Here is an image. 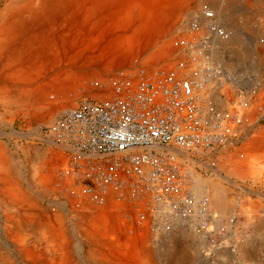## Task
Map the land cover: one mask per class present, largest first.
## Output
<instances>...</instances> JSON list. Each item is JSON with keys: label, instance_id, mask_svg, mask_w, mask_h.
Instances as JSON below:
<instances>
[{"label": "bare ground", "instance_id": "6f19581e", "mask_svg": "<svg viewBox=\"0 0 264 264\" xmlns=\"http://www.w3.org/2000/svg\"><path fill=\"white\" fill-rule=\"evenodd\" d=\"M185 40L193 43L197 49L187 51L181 46ZM202 40L208 42V53L199 48ZM184 55H186L184 60L188 63L187 69L185 72H177V80L193 76L196 69L208 68V77L206 76L208 80L199 90V95L208 99L207 101L214 107V115H221L230 109L232 101L238 103L237 112L240 113L242 120L241 130L244 131L246 127L252 129L264 118L263 111L259 114L257 109L258 112L252 111L251 108L252 98L259 99L264 96V0H0V80L8 78L19 80V83L14 84L19 88L14 94L16 98L23 100L12 101L5 99L6 97L2 99L3 107L13 113L20 111L26 113L28 102L39 105L41 111L50 109L60 98L65 101L72 100L76 90L84 88V85L87 87L93 80L98 83L112 82L115 85L122 76H137L144 70L149 73L154 66L166 61L173 64V68L169 70L175 71L179 64L176 62L182 56L184 58ZM189 55L195 56L196 61L189 63ZM174 64L177 65L174 67ZM167 70L157 69L135 80L153 77L154 74ZM246 88L249 94L247 97L244 96ZM1 95H10V92L3 90L0 91ZM28 96L31 98L24 101ZM222 96L225 97V101L221 100ZM32 97H36V101H33ZM96 98L103 103L109 102L108 95L103 93ZM91 102L102 103L93 100ZM74 109L67 108L59 112L48 126L49 134L45 138L41 135L34 138L43 144L58 148L71 158L74 150L68 141L59 144L53 133L58 119L67 111ZM205 109L208 111L207 104ZM231 129L236 137L240 129L236 125ZM2 136L5 134L1 132L0 137ZM8 136L26 137L12 132ZM256 144H263L262 136L251 143ZM164 151L170 153L176 161H180L179 166L196 164L208 170L218 168L210 159V154L203 151L194 155L179 150ZM18 152L14 156L6 146L0 145V208L12 205L20 206L21 210V206L39 209L40 203L31 200V196L24 192L22 187L27 180L25 182L23 180L25 164L16 157ZM49 155L50 152L47 151V162L43 167L46 171L52 172L53 163L57 161L60 179L54 177L53 172L43 175L42 165H38L33 168V174L30 176V182L34 187L31 190L34 194H40L48 189L56 178L60 180L59 185L63 187V191H67L72 188L68 177L74 175L75 182L83 180L87 184L80 190L82 195L88 196V199L92 198L91 194L96 192V188L91 185V179L88 180L84 176L88 158L77 163V166L69 160L66 166L64 159L61 157L58 159L54 154L51 156L52 162L49 163L51 158H48ZM197 155H202L203 161L206 160L207 163L192 158ZM98 163L99 161L96 162ZM191 168L187 173L192 181L187 180L186 190L193 197L194 213L189 224L191 225L195 219L199 223V228L195 230L197 234L204 232V236L197 243L194 240L192 242L194 257L200 254L202 264H222L223 261H231L230 258L238 253L241 255L240 259L249 260L247 241L240 243L237 252H235L237 247L231 249L225 242L217 249L206 245L207 235L216 237L224 228L237 237V229L230 226L229 219L236 203L232 201L230 193L204 182ZM182 171L186 174L184 168ZM214 177L219 178L217 174ZM49 189L51 192V188ZM87 190H90V195L87 194ZM219 192L225 202L218 201L221 198ZM112 195L114 201L122 203L125 200L123 195L109 189L107 196L99 195L100 200L98 194H95L97 203L92 200L90 202L97 207L102 205L105 207ZM195 195L206 197V202ZM223 203H226V206L221 210L222 207L219 205ZM87 206L86 208H89ZM150 206H155V203L152 202ZM142 208V212L146 211L144 206ZM110 210V219L107 221V216H102L105 212L100 214L102 219L99 221L103 222L95 225L97 228H94L95 231L86 228L83 239L97 244L108 242L109 246H114V250L110 247L112 249L108 254L114 256L88 258L84 263L155 264L151 258L150 247L144 244L140 236L138 237L135 227L130 228V222L128 225L121 222L119 213L125 211L124 206L120 203L114 204ZM217 212L220 216H215L218 215ZM0 213L7 223L0 227V264H76L74 257L71 258L68 245V241L74 235L65 228L66 226H62L63 218L60 213L59 215L53 213L48 224L43 223L46 220L42 211L27 213L20 210H0ZM68 214L72 216V212ZM135 218L136 215L133 216V224H136ZM158 219L162 220V217ZM110 220L116 223L115 227L110 226ZM224 220L229 221V224L224 226ZM259 237L264 239L260 235ZM91 252L88 251L90 254ZM211 254L213 258H210Z\"/></svg>", "mask_w": 264, "mask_h": 264}, {"label": "built area", "instance_id": "2783aa9c", "mask_svg": "<svg viewBox=\"0 0 264 264\" xmlns=\"http://www.w3.org/2000/svg\"><path fill=\"white\" fill-rule=\"evenodd\" d=\"M181 46L187 51L197 49L187 40ZM207 47L208 42L202 40L199 48L208 53ZM188 61L193 63L196 57L189 55ZM187 65L184 60L175 71L139 81L122 76L109 85L115 90L112 100L83 102L55 123V140L68 141L74 150L71 163L77 166L88 158L84 176L96 188L92 194L87 190L90 200L97 203L95 194L99 199L114 189L125 200L145 207L141 221L149 214V219L162 217L167 229L189 225L194 212L193 197L186 190L188 177L164 150L213 153L236 138L231 127L242 120L232 101L230 109L214 115V107L199 95L207 83L208 68L177 80V72H185ZM92 86L98 89L96 83Z\"/></svg>", "mask_w": 264, "mask_h": 264}, {"label": "rangeland", "instance_id": "374dc122", "mask_svg": "<svg viewBox=\"0 0 264 264\" xmlns=\"http://www.w3.org/2000/svg\"><path fill=\"white\" fill-rule=\"evenodd\" d=\"M259 16H261V15H259ZM182 57H181L180 60H178L176 62L177 64L180 61L184 60L185 57H186V55H184V58H182ZM163 63L154 66L153 69L150 72H154L157 69H164V70H167L168 69L169 70V69H172L173 68V66H172L173 64H171V63H169L167 61L166 62H163ZM177 64H174V67ZM123 71L126 72L125 69ZM147 73H146V70H144V72H140V74L137 75V76H129V75H126V76L129 77V78H132V79H137V78H140L141 76H144V75H148L149 74V73L148 74ZM18 81L19 80L11 79V78H8V79H5V80L4 79L3 80H0V82H4L7 85L8 84L14 85L16 83H19ZM93 83H96V86H97L98 89H95V87L92 86ZM106 83H102V82L101 83H98V82H96V80H93L92 84L88 85L87 87H85V85H84V88L82 87V88L78 89L79 91L76 90V92H75L76 94H75V96H74V98L72 100L65 101L64 99L60 98L59 100H57L54 103V106H52L50 109H44L43 111L40 110V106L39 105H36L33 102H28L27 103L28 105L26 104V107L28 106L27 112L29 110H31L32 108L33 109H38V112L37 113L39 115V117L37 119L36 118H34V119L32 118L30 120L29 119L28 120H26V119L16 120L14 118L5 117L6 115H10L11 116L14 113H13V111L10 112V111L6 110L3 107V105H2V101L3 100L2 99L6 97L5 99H9V100L14 101L16 99L15 98V94H14L15 91H13L12 88H8V86H4L3 88L0 87V91L5 90V91L10 92V95H1L0 96V99H1L0 100V133L2 132V133L5 134V136L0 137V145L6 146L7 149H9V152L11 154H13V153L16 154V152H18L17 151L18 148H20L18 154H21V157L19 158V160H20L21 163L25 164V168H24V173L25 174H24L23 180H24V182L27 180L22 185V187L24 189V192H26L27 194L31 193L30 190H29V187H30V184H31V182H30V173H28V172H30V169H29V163H30L29 160L30 159H29V155H28V152H27L28 151V148H30V145L39 146V147L42 148V151L48 150V152H51L52 154H54V156L56 155L58 157V159H59V157H61L62 159H64L66 166L69 164L68 162L71 161L70 160V157L67 156L66 154H64L58 148L52 147L50 145H47L46 143L43 144V143L39 142L37 139H35L34 137L41 135V137L45 138V136H47L49 134L48 133V128H49L48 126L54 121L55 117L59 114V112H62V110H64V109H67V108H70V109L71 108H73V109L74 108H77L78 106H80L85 101L91 102L93 100L94 102H102L103 103V101H100V100H98L96 98L100 93H103L105 95H108L109 98H108L107 101L112 100L113 97H114V88L113 87L111 88L109 85L111 84V86H112L113 84H112V82H106ZM99 88H102V90L99 89ZM18 89L19 88H16V91H18ZM244 91H247L246 94L244 95L245 97H247V95H249L248 94V89L246 88V89H244ZM29 98H31V96L30 97L29 96L26 97V99L24 98V101L25 100H28ZM32 98H33V101H36V97H32ZM50 99H51V96H50ZM252 101H253L252 102L253 104H252V107H251L252 108V111H254V110L256 111V109H257L259 112L258 111H256V112H258L259 114H261L262 111L264 113V96H262V98H259V99L252 98ZM237 104L238 103H234L236 109H237ZM20 113H23V112H20ZM263 119H260V120H263ZM15 121H17V122L14 125ZM19 123H21V124H19ZM14 126H15V128H14ZM236 127H238L240 129V130L237 131L239 133V135L244 134L247 131V129L249 128V127L248 128L246 127L244 129V131H243V130H241L242 124L240 125V127L238 125H236ZM11 132L12 133H16V134H22V135H24L26 137H23V138L13 137V138H11V137L8 136V135H11ZM238 133H237V136H236L237 139L240 138V136L238 135ZM30 137H33V138H30ZM22 150H23V152H22ZM24 150H26V151H24ZM192 158H194L197 161H201V162L203 161L202 155L192 156ZM205 161L206 160H204L203 162L205 163ZM55 162L57 163V161H55ZM56 163H53V165L55 167L52 168V169H54V171H52V172H53L54 177L56 176V177H58L60 179L61 173L58 172L59 165L56 167V165L58 164V163L57 164ZM177 163L179 164L180 161H177ZM219 165L220 164L217 165L218 168H215V170L217 172L220 171ZM182 168L185 169V172H186V175H187L189 181H192V180L188 176L187 171L189 170V168H191L193 170L194 174H196L198 177H200L204 182H206L208 184H211L213 186H218L219 189H223V190L227 191L228 193H232L228 189L224 188V185L222 183L224 181L221 180L220 178L214 177V174L213 173H212V175L210 177L205 178V177H203L199 173V171H197L198 169L200 171H205L204 169H208V168L203 167L201 165L197 166L196 164H194L193 166H191V164H187L186 167H184L182 165ZM41 172H42L43 175H45V174L47 175V174H51L52 173L50 171H46L45 170V167H42ZM58 178H56V180H58L59 182L55 180V188L60 183V180ZM68 178H69L68 180H70L69 184L71 183L70 185H71L72 188L69 189V190H67V191H63V189H62L63 187H61V189H62V195H64V196L61 197V193H58L59 194V198L56 199V200H58V205H56L55 207L51 208V206H50V204H51L50 200L56 198V197H54L56 194L54 193L53 188H52V186L54 184L53 185L51 184L49 186V188H51V190L53 191L54 196L51 194L49 188L40 193V195L41 194L44 195V193L47 192L46 195H47V198H48V199L47 198L44 199L43 202H41L42 205H43L42 206V209H44V210L56 209V210L60 211V215L63 218V225H62L63 227L67 226L65 224V223H67V220L65 218L66 217L65 214L63 213V209L66 208V207L70 209V205L66 202L67 199H68V197H72V195L73 196L79 195V196H81L80 197L81 199L79 200V202H80L82 200V197H83L82 192H80V190H83V188L85 186H87V184L83 180H81L79 182L80 184L78 182H75L74 175H71ZM70 178H72V179H70ZM253 179H254V175L248 174V175H246L245 179H243L242 181H244L243 183H245V182L248 181L247 182V184H248L249 181L251 182V181H253ZM65 180H67V179H65ZM28 184H29V187H28ZM73 187H74V189H73ZM246 188L251 191V189H250L249 186H247ZM30 189H31V187H30ZM203 195H205V194H203ZM113 197L114 196L112 195V199H113ZM196 197L198 199L204 200L206 202V199H205L206 197L204 198L201 195L196 196ZM219 197H221L220 198L221 200L218 199V201H221V203L223 201L225 202V199L223 198V195L221 193L219 194ZM207 200H208V198H207ZM111 202L108 201L106 203V209H109L110 206H111V204L112 205L119 204V203H120V205L121 204H124V203L117 202V201H114L112 203ZM8 206L5 207V208H0V210H17V211L20 210L21 212H24V210L26 211L28 209H31V212H33L35 210L36 211H42L40 209L41 206L39 207V209L38 208L29 207V206H27V208H28L27 209L25 206H21L22 207V210H21L20 206H12V205H8ZM91 206H94V208L92 207L93 210L97 207L94 204L91 205ZM219 206H222L221 209L223 210V208H225V206H226V203L220 204ZM10 207H12V208H10ZM15 208H18V209H15ZM73 208L74 207H72V210L71 211H72V215L74 216V215H76L77 212L75 210H73ZM124 208L127 209L126 206H124ZM142 209L143 208H141V210H139L137 212L136 218H135L136 219V224L135 225H132L131 228L133 229L135 227L134 230L138 234V237L140 236V238L143 240L144 244H147L148 247H150V250H151V252H150L151 258H152V261H154L155 264H202L201 263V260H202L201 255L200 254H196L197 256L194 257V254L192 253L193 252L192 249L194 248V246H192V242L196 241V243H197V241L201 237L204 236V232H201L200 234H197V232L195 231V230H197L199 228V223L192 222L191 225L189 224L187 226L178 225V227L176 226L173 230H171V229H167V227L169 225L166 224L165 222L163 223L162 220L157 219V218L156 219H153V218H150L149 219V214L148 215H145V220L144 221H141L139 217H140V213L142 212ZM144 211L145 210H143V212ZM28 212H30V211H28ZM145 213H146V211H145ZM208 214H210L209 211H208ZM216 214H218V215H215V216H220V213L219 212H217ZM58 215H59V212H58ZM119 216H120V218H122V216H123V219H125L126 221L129 222V217L127 216V213H126V215H124V212L120 211ZM231 217L229 218V219H231L230 226H233L234 227V221L236 220L235 223L237 224L238 223V219H235L236 218V215H233V214H232ZM4 220H5L4 219V216L0 213V227L7 224ZM121 222H124V221L121 220ZM227 223L229 224V221H227V220H224L223 221V225L224 226L227 225ZM165 224H166V226H164ZM209 225H211V220H210V224ZM12 226H13V224H12ZM221 230H222V232L219 233L218 236H216L217 238L215 236L212 238V237H209L208 235L206 236V238L204 237L205 240L208 239V240H206V245L207 246H211V248L217 249V248L221 247V245L225 242V243H227V246L229 248H231V249H233V247H235V248L237 247L236 250H235V252H237L238 251V247H240V243L241 244L242 243H246V241H247V243H249V246H250L254 242L252 240V238H250L251 240L249 242L247 240L248 237H251L252 236V233H253L252 231L237 230L236 231L237 237H235V234L229 233L228 231H226L225 228L224 229H221ZM259 235H260V233H258V235H257L258 238H259ZM226 236H227V238H224ZM145 238H147L149 240H145ZM73 241L75 242L76 240H74L73 237H71L70 240L68 241V243H69L68 245L71 246L72 243H73ZM145 242H147V243H145ZM69 250H70L69 252L71 253V247L69 248ZM239 250H241V249L239 248ZM190 251H191V253H190ZM250 254H252L251 257H250ZM104 255H106L108 257L114 256L112 254L111 255H108V253H106ZM212 255L213 254L210 255V258H213ZM216 256H217V254H216ZM72 257H74L76 259L77 258L78 259L81 258V259H85L86 260L88 258L89 259L97 258L98 255H93V254H89V253L87 254V253H74L73 252L72 255H71V258ZM249 257H250L249 260H247V261L245 260L244 261L243 259H240L241 258V255H239V253H238V254H235L234 257H231L230 258V259H232L231 261H223L222 264H264V242H261V244L259 243L254 250L250 249ZM198 258H200V260Z\"/></svg>", "mask_w": 264, "mask_h": 264}, {"label": "crops", "instance_id": "0c3cea01", "mask_svg": "<svg viewBox=\"0 0 264 264\" xmlns=\"http://www.w3.org/2000/svg\"><path fill=\"white\" fill-rule=\"evenodd\" d=\"M4 86H8L9 88H12L13 91L16 92L17 87H15L14 85H10V84L7 85L4 82H0V87L3 88ZM16 97L17 96H15V98ZM16 100L23 101L19 97L16 98L15 101ZM20 112L19 113L15 112L13 115H11V116L6 115L5 117L14 118L16 120H20V119H26V120L29 119L30 120L32 118L37 119L39 117V115L37 113L38 109L32 108L27 113H20ZM16 122L17 121H15L14 125L16 124ZM19 124H21V123H19ZM14 128H15V126H14ZM261 136L263 137V144L262 145H258V144L251 145V143L253 141L256 142V140L258 138H260ZM41 151H42V148L39 146H35V145H30V148H28L27 152H28L29 159H30L29 160L30 161V163H29L30 172H28V173H30V176H32V174H33V168L37 167L38 165L39 166L42 165V167L46 166L44 164H46V162H47L46 161L47 160L46 159V152L48 150L42 151V152ZM205 153H207V152H205ZM209 154H210V159L215 161V163L217 165L220 164L219 165L220 171L217 172L216 170H208V169H204L205 171H200L198 169L197 171H199V173L205 178L210 177L212 175V173L214 174V176L217 174L219 176V178L224 181V182H222L224 185V188H226L232 192V193H230V197L236 203L235 205H233L232 212L234 215H236L235 219H238L237 224L235 223L236 220L234 221V227L237 230H245V231H252L253 232L252 236L247 238V240H251L250 238H252V240L254 241L249 246V252H250V249L254 250L259 243L261 244V242H264L263 238L257 237L258 233H260L261 237H264V236H262V235H264V119L260 120L256 125H254V127L252 129L248 128L244 134H241L239 139L234 138L232 140H229V143L226 146L220 148L219 150H217L213 153H209ZM19 155L20 154H18L16 157L20 158L21 155L20 156ZM52 155L53 154L50 152V155L48 158H50ZM14 156H15V154H14ZM52 158L53 157H51L50 161H48L49 163L52 162ZM41 160H43V162H41ZM205 163H207V161H205ZM58 165H59V163L56 165V167ZM31 168H32V170H31ZM248 174L254 175L253 181H251V182L249 181L248 184H247L248 181L243 183L244 181H242V180L245 179L246 175H248ZM54 183H51V184H54ZM57 186H56V188H55V184H54V186H52L53 191L55 190L54 193L56 194L55 195L56 198L50 200L51 204L50 203L49 204H50L51 208L58 205V200H56L59 198L58 193H61V197H62V192L60 190L61 186L60 185H57ZM247 186L250 187L251 191L246 188ZM33 188L34 187H33L32 182H31V189H33ZM31 189H29L31 192V193H29V195L31 196L30 198H31V200L38 201L40 203L41 210L44 213V218L46 220L44 223L48 224V221L50 220V218L54 214H58V212L60 213V211L54 210V209H51V210L42 209L43 205L41 202H43V200L47 198V195H46L47 192L44 193V195L43 194H41V195L37 194L36 195V193L34 194L33 190H31ZM53 191L51 190V192H52L51 194L54 196ZM77 198H78V201H77ZM86 198L88 199L89 197L84 195L83 199L79 202L80 196H78V195L73 196L72 195V197H69L67 199V203L71 206V208L69 209L66 207V208H64L65 210L63 209V213L65 214L66 220H67L66 224H68L66 226V228H68L69 231H71V233H73L74 236H72V237L74 240H76L75 242L73 241L72 245L70 246L72 248L71 249V255L73 252L74 253H88V251L91 250L92 251L91 254L98 255L97 258H100V257L102 258L103 256H105L104 254L110 252V250L112 248H113L112 250H114V246H109L108 242H99L98 244H97V242H95V243L89 242L87 239H85V238L83 239V234L85 233L86 228L87 229L91 228L92 230L95 231V229H97L95 225H98L101 222H103L102 220L99 221L100 219H102V216H107L106 218L108 221L110 219L109 216H110L111 210H110V208L106 209V204H105V207H104V205H102V206L96 207L93 210L92 207L94 208V206L91 207V205H93V203L90 202V199L85 200ZM108 201H110V202L113 201L112 197L109 198ZM79 203H81V204L79 205ZM122 203L125 204V205L121 204L122 206L127 207V209L124 208L126 211V212L124 211V215H126V213H127V216L129 215L128 216L130 219L129 220V222H130L129 227L131 228L132 225H135V224H133V216L136 215L138 210L142 208V205L136 204V203H133V202H130L127 200H124ZM73 205H74L73 210H75L77 212V213L75 212L76 216L74 215V217H73V215L71 216L68 214L69 212H72L71 210H72ZM86 206L89 208H86ZM220 207H222V206H220ZM97 208L98 209L100 208V209L98 210ZM28 211L31 212V209L26 210V211L24 210V212H27V213H28ZM103 212H105L106 214ZM102 213L104 215H102ZM131 213H132V215H131ZM75 217L78 219H76ZM80 219H81V221H80ZM93 219H94V221H93ZM95 219H96V222H95ZM120 219L123 220L128 225L129 222L126 221L125 219H123V216ZM84 220H85V222H84ZM90 221L92 223H90ZM93 222H95V223H93ZM79 224H81V225H79ZM85 224H87V225H85ZM109 224L111 227H113L112 225H114V227L116 225V223L112 220H110ZM80 226H82V227H80ZM79 230H80V232H79ZM94 245H95V247H94ZM97 245H99L100 248ZM110 247H112V248L110 249ZM101 250L104 252H101ZM251 255L252 254H250V257H251ZM97 258H93V259H97ZM73 259L75 261H77V262L74 261L76 264H83L87 260V259L81 260L78 258L77 259L73 258Z\"/></svg>", "mask_w": 264, "mask_h": 264}]
</instances>
